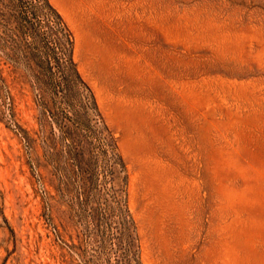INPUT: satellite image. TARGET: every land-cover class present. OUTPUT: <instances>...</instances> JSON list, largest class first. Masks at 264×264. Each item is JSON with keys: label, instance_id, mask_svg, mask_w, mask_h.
Instances as JSON below:
<instances>
[{"label": "rangeland", "instance_id": "374dc122", "mask_svg": "<svg viewBox=\"0 0 264 264\" xmlns=\"http://www.w3.org/2000/svg\"><path fill=\"white\" fill-rule=\"evenodd\" d=\"M0 264H264V0H0Z\"/></svg>", "mask_w": 264, "mask_h": 264}]
</instances>
